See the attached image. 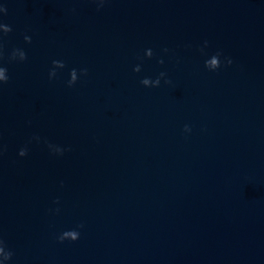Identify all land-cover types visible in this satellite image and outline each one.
I'll use <instances>...</instances> for the list:
<instances>
[{
	"label": "water",
	"instance_id": "obj_1",
	"mask_svg": "<svg viewBox=\"0 0 264 264\" xmlns=\"http://www.w3.org/2000/svg\"><path fill=\"white\" fill-rule=\"evenodd\" d=\"M0 5V264H264V0Z\"/></svg>",
	"mask_w": 264,
	"mask_h": 264
},
{
	"label": "clouds",
	"instance_id": "obj_2",
	"mask_svg": "<svg viewBox=\"0 0 264 264\" xmlns=\"http://www.w3.org/2000/svg\"><path fill=\"white\" fill-rule=\"evenodd\" d=\"M91 2L98 4V8L97 10L99 11L100 8L103 7V5L107 2V0H91ZM0 13L3 14H7V9L6 7H4L3 5H0ZM0 28L3 29L2 32L4 36L8 35L9 33L12 32V28L8 25L2 24L0 23ZM0 39H2V37H0ZM24 41L26 44H31L32 40L31 37L29 36H25L24 37ZM205 46H207V42L205 43ZM165 52H167V49L164 50ZM201 51H203L201 49ZM147 58H151L153 56L152 51L149 49L146 51L145 53ZM222 55V53L217 52L215 55H213L210 59L205 61V67L209 70V71H216L217 69H219L221 67V61H220V56ZM4 56H3V48L2 46H0V61H3ZM9 61L13 62V61H18V62H24L27 60V55L26 53L22 50V49H14L11 53V55L9 56ZM160 64H163V61L160 60L158 61ZM53 69H63L65 67V64L62 61H53ZM233 63V61L230 58H226V66H231V64ZM140 67L137 66L134 68V71L139 73L140 72ZM70 79L68 80V84L67 86L69 88L73 87L78 80V75H77V70L76 69H72L70 71ZM80 75L82 76H87L88 72L87 69H82L80 71ZM56 76V71H50L49 73V79H52ZM165 76V73H160V77L157 78L154 82H155V86L153 87H158L160 84V79H162ZM9 80V77L7 75V68L5 67H0V86L7 84ZM152 80H150L149 78H144L141 80V84L146 87V85L149 84V82H151ZM166 83H169V81H165ZM185 132H189L190 129L185 126L184 129ZM50 148L52 147L51 145L49 146ZM56 150L54 151V154L56 155H63V149L60 148H55ZM27 155V148H23L20 150L19 152V156L24 157ZM58 211V210H57ZM78 227L82 228L83 225H79ZM79 239V232L76 230H70V231H65L62 235H60L58 237V240L60 243H63L64 241H71V242H76ZM4 246H3V242L0 241V253H4ZM12 257V253L11 252H7L6 255L4 256V259L6 261L10 260Z\"/></svg>",
	"mask_w": 264,
	"mask_h": 264
}]
</instances>
